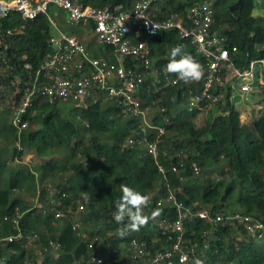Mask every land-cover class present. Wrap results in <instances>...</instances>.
Listing matches in <instances>:
<instances>
[{
    "label": "trees",
    "instance_id": "obj_1",
    "mask_svg": "<svg viewBox=\"0 0 264 264\" xmlns=\"http://www.w3.org/2000/svg\"><path fill=\"white\" fill-rule=\"evenodd\" d=\"M117 1L127 5L130 2L86 0L95 6ZM255 4V0H214L216 27L227 36L230 44L238 46L240 66L251 57L264 56V17L253 15ZM185 6L186 0H166L162 8L163 11H183ZM3 23L13 30L8 37L7 52L19 67L8 76L0 75V142L9 145L15 144L16 131L8 121L2 120L3 113L10 116L13 107L23 97L22 85L13 81L16 75H23L21 63L30 62L36 68L52 52L49 44L51 25L45 15L24 20L16 11L10 12ZM149 43L152 57L159 66L167 65L170 51L177 45H183L184 53L198 63L202 62L194 48L175 29L159 33L150 38ZM88 46L92 48L90 44ZM103 50L93 49L97 56ZM105 51L111 53L112 48L106 47ZM151 93L162 96L160 102L166 108L154 119L166 129L162 149L167 150V154L160 155V161L167 169L165 176L145 150L140 147L123 148L125 139L136 129V121L126 117L120 105L103 99L86 107L75 105L65 109L47 100H35L36 113L27 116L29 127L21 134V142L25 150L47 158L34 167L39 181L67 174L66 179L56 185L68 192L67 201L82 200L85 211L79 213L78 220L54 219L52 215L28 206L21 197L13 196V190L21 189L25 181L36 177L29 170L11 167L2 158L0 148V182L5 180L0 185V238L17 233L10 222L16 206L23 212L20 218L22 230L39 235L36 247L27 248L20 241L5 247L3 252L9 257L7 264H85L92 255L104 252L108 247L122 249L124 243L132 238L151 246L154 235L164 237L150 217L152 205L149 202L143 209L144 215L149 217L148 223L139 231L129 230L125 235L120 234L119 230L128 224V220L126 218L123 224L118 225L113 214L115 201L122 196L123 185L154 201L166 193L164 183L167 181L177 199L192 210H206L212 215L218 213L223 216L240 211L264 221V107L258 116L245 122L241 120L235 104L226 99L205 108L207 120L197 126L194 119L200 110L191 112L186 108L189 93L185 85L168 86L159 91L152 88ZM257 93L260 94L259 101L264 103V88ZM180 149L184 150L187 158L179 175L171 170L170 157ZM16 156L17 150L13 145L12 163ZM193 163L200 168V174L194 173ZM218 164H222L220 177L208 175L207 170ZM231 203L238 204L240 209H230ZM161 212L169 220L176 219L178 214L172 205L162 207ZM76 222L81 224V228L80 224L74 228ZM184 225L188 242L200 246L208 243L203 257L207 264L225 261L264 264V240L257 241L240 225L229 220L214 224L188 215ZM204 231H209L206 236H203ZM95 238L102 242L99 249L90 247ZM50 241L61 246L57 258L50 251H44ZM39 250L43 254H39ZM105 264H121V261Z\"/></svg>",
    "mask_w": 264,
    "mask_h": 264
},
{
    "label": "built area",
    "instance_id": "obj_2",
    "mask_svg": "<svg viewBox=\"0 0 264 264\" xmlns=\"http://www.w3.org/2000/svg\"><path fill=\"white\" fill-rule=\"evenodd\" d=\"M165 1L130 0L128 5L117 1L95 6L86 0H0V75L8 76L19 70L7 52L8 37L13 34V30L6 27L3 20L10 12H18L24 20H34L45 15L56 25L58 32L49 38L52 52L36 68L30 62L21 63L23 75H16L13 81L22 85L23 90L22 99L13 107L9 116V122L16 131V159L25 151L21 134L29 127V113H36L35 100H47L57 106L74 102L86 107L104 99L120 105L125 116L136 121V129L125 139L123 148L143 147L155 159L160 173L165 176L167 169L160 161V155L167 154V150L162 149V137L166 129L154 122L152 111L156 108L157 112L163 114L166 108L161 105V98L151 93L147 81L157 86L156 91L165 86L185 84L189 93L187 109L191 112H201L226 99L233 102L234 92L255 93L264 88V56L251 57L245 65H239L238 46L230 44L227 36L216 27L214 1L186 0L183 11H163ZM60 14L63 19L57 18ZM63 25L90 28L95 47L90 48L78 34L66 30ZM171 29L177 30L180 37L202 58L199 64L203 74L198 81H178L176 74L166 72L165 66L157 65L152 58L149 39ZM106 47H111L112 52H106ZM99 48L104 50L97 56L93 49ZM244 118L241 117V120ZM170 158L171 170L179 174L187 154L182 149L175 150ZM192 166L194 173L200 174V168L195 163ZM30 171L36 174L35 170ZM46 182H41L34 200L33 207L38 211L52 215L54 219L74 218L85 211L82 200L67 201L69 194L63 187H53ZM164 185L165 194L154 201L149 199L152 205L150 217L164 237L154 235L151 246L145 241L132 238L124 243L122 249L108 247L106 251L92 255L85 264H105L107 258L120 255L121 250L126 253L129 264H195L197 259L207 264L203 257L208 243L204 242L200 246L188 242L185 237L186 215L209 220L214 224L229 220L232 224L242 226L254 238L264 240V221L260 218L239 212L223 216L218 213L212 215L206 210H192L177 199L167 181ZM168 205H172L178 213L174 220H169L161 212V208ZM154 211L159 214L153 216ZM22 216L23 212L16 206L10 222L17 233L0 238V264H7L9 257L3 249L11 243L20 241L27 248L37 245L35 241L39 235L22 230ZM78 227L76 222L74 228ZM208 232L204 231L203 236ZM97 240L95 238L90 247H96L101 242ZM60 248L59 243L50 241L44 251H50L57 258ZM38 253L43 254L42 250ZM219 264L234 263L225 261Z\"/></svg>",
    "mask_w": 264,
    "mask_h": 264
},
{
    "label": "rangeland",
    "instance_id": "obj_3",
    "mask_svg": "<svg viewBox=\"0 0 264 264\" xmlns=\"http://www.w3.org/2000/svg\"><path fill=\"white\" fill-rule=\"evenodd\" d=\"M214 1V0H212ZM255 9L253 11V15L254 16H262L264 17V0H255ZM64 26V25H63ZM66 27V26H64ZM75 29H77L78 31L82 32L84 35L90 37V40L85 39L86 42L89 44L92 42V46L95 47V43L93 40V37L91 36V32L89 29H87L86 27L83 28L82 30L79 29L78 27L74 26ZM51 34L56 35V30L54 28L51 29ZM97 45V44H96ZM99 46V45H97ZM259 96L260 94L258 93H253V92H247V93H242L240 92L239 94H237L236 92H234L232 99L235 101V106L236 108L240 111L241 117H245L243 121L247 122L253 118H255L256 116H258L262 111H263V107H264V103L259 101ZM75 105H78V103H74V102H69V103H60L58 106L59 107H63L65 109L71 108ZM11 113V112H10ZM157 113V109H153L152 114L153 116ZM128 118H131L128 116ZM9 116L8 113H3V119L5 121L9 122ZM207 120V115H206V111H201V113H199L194 121L195 124L197 126H201L205 123V121ZM163 121H166L165 118H163ZM10 123V122H9ZM13 145L15 146V144H6L5 142H0V148H2V158L5 159V161L8 163L11 167H16L19 168L21 170H26V171H30V169L34 170V167L42 161H46L47 158L45 157H40L37 156L36 154H34L32 151L30 152L29 150H25V152L23 154H21L17 159L14 160V162H11V150L13 148ZM143 148V147H142ZM141 148V149H142ZM57 157H60V155L58 154ZM29 159L31 160V162H29ZM10 160V161H9ZM222 169V164H218L216 167H212L209 168L207 170V174L210 176L215 177H220L219 176V172ZM35 176L37 177L34 180H27L25 181L23 187L19 190H13L12 195L16 196V197H21L22 199H24L25 203L28 204V206L33 207L34 206V200L37 198V190L40 189V185L42 184L39 181L38 178V173L36 172ZM67 177V174H59L56 176H51L50 178H48V181L46 183L50 184L51 186H55L57 187L56 184H58L59 182H63V180H65ZM5 180L2 179L0 182V185L4 184ZM240 209L238 204L233 205V203L230 204V209ZM239 213H241L240 211H237ZM236 213V212H235ZM233 213H230V215ZM80 217L79 214L75 215L73 220H78V218ZM80 224V223H79ZM80 228H81V224H80ZM251 236V235H250ZM257 241H263V239H256ZM102 242L97 243L96 244V249H99V247H101ZM38 246V244H37ZM121 254L118 256H114L112 258H107V263H113L116 261H121V264H129V260L126 257V253L123 252L122 250L120 251Z\"/></svg>",
    "mask_w": 264,
    "mask_h": 264
},
{
    "label": "clouds",
    "instance_id": "obj_4",
    "mask_svg": "<svg viewBox=\"0 0 264 264\" xmlns=\"http://www.w3.org/2000/svg\"><path fill=\"white\" fill-rule=\"evenodd\" d=\"M178 56L179 59H177ZM165 71L176 74L177 80L185 83L198 81L203 74L201 65L191 55L183 52V45H177L171 49ZM149 199L147 195L126 185L122 186V196L115 201L116 211L113 214V219L118 225L123 224L126 218L128 220V224L119 230L121 235H125L129 230L139 231L142 226L148 223L149 217L144 215L143 209L147 207ZM158 214V211L152 213L153 216ZM195 264H203V261L197 259Z\"/></svg>",
    "mask_w": 264,
    "mask_h": 264
},
{
    "label": "crops",
    "instance_id": "obj_5",
    "mask_svg": "<svg viewBox=\"0 0 264 264\" xmlns=\"http://www.w3.org/2000/svg\"><path fill=\"white\" fill-rule=\"evenodd\" d=\"M53 12H58V11H54L53 10ZM53 14V13H52ZM57 18H59V19H63V15L62 14H60V15H57ZM50 22V21H49ZM57 24V23H56ZM62 24V23H61ZM50 25H51V29L52 28H54L55 30H56V34L58 33L57 32V28H56V25H53L51 22H50ZM76 27H78V26H76ZM79 29H83V28H85V27H78ZM87 29H89L90 30V32H91V36L93 37V33H92V31H91V29L90 28H87ZM66 30H72L74 33H76V34H78L79 35V37L85 42V44L86 45H91V47H93L92 46V42L91 43H87L86 42V40L85 39H88V40H90V37H88V36H86V35H84L82 32H80V31H78L77 29H75V27H66ZM51 35H53V34H51ZM100 49V48H99ZM103 52V51H102ZM151 56H152V54H151ZM153 59H154V61H155V58L154 57H152ZM155 63H156V61H155ZM184 83V82H183ZM147 85H149V87L151 88V91H152V88H156L157 86H154V84H152L151 82H150V80L148 81V83H147ZM185 85V84H184ZM178 86H183L182 84H179ZM166 87H168V86H165V87H162V89H164V88H166ZM172 87H175V86H172ZM161 89V90H162ZM255 93H257V92H255ZM153 94V93H152ZM155 95V94H154ZM160 98H162V96H160ZM235 101L233 100V103H234ZM235 104V103H234ZM186 108H187V104H186ZM201 113V112H200ZM160 116L161 114L159 113V112H157L154 116H153V114H152V118L153 119H155V116ZM126 117H128V116H126Z\"/></svg>",
    "mask_w": 264,
    "mask_h": 264
}]
</instances>
